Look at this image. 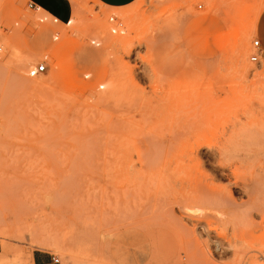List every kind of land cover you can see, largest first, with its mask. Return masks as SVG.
Here are the masks:
<instances>
[{
	"label": "rangeland",
	"instance_id": "374dc122",
	"mask_svg": "<svg viewBox=\"0 0 264 264\" xmlns=\"http://www.w3.org/2000/svg\"><path fill=\"white\" fill-rule=\"evenodd\" d=\"M65 1L63 20L0 0V250L18 261L45 250L59 264H264V56L250 61L264 0ZM174 110L210 121L213 156L192 173L252 207L242 230L262 260L233 261L225 231L207 239L159 197L196 150L165 155L135 124ZM174 220L202 234L215 263L177 247Z\"/></svg>",
	"mask_w": 264,
	"mask_h": 264
},
{
	"label": "bare ground",
	"instance_id": "6f19581e",
	"mask_svg": "<svg viewBox=\"0 0 264 264\" xmlns=\"http://www.w3.org/2000/svg\"><path fill=\"white\" fill-rule=\"evenodd\" d=\"M176 108L178 109L179 107L176 106ZM209 123V120H196V113L190 117L187 113H184V110L183 113L174 110L173 113L164 118L153 119L147 123L135 124L137 127L135 131L148 138L151 145L154 143L152 139H158L160 147L165 155H171L178 150H183L186 154L190 146H192L191 149L194 148V152L196 150V155L194 159H192L191 165L185 164L179 169L173 170L172 172L169 170L166 173L164 178V189L159 192V197L161 196V200L168 205L171 203V198H173L180 210L184 211L186 217L189 216L191 220L193 219L196 222L195 224L198 225L201 230L200 233H202L203 236L205 235L207 239L213 233L216 235L219 229L225 231L222 239L226 240L228 247L233 249V261L240 263H255L257 260H262L264 257L258 258L256 256H250L248 253V251L258 253H261V251L257 249L260 242L259 238L253 236L251 232L242 230V228L249 227L252 224L251 215L246 213V206L244 204H236L232 198L226 196L224 194L225 192L222 190L215 188L211 182L206 179L199 180V174L197 177L192 173L193 167L194 169H196V167L203 168V163L200 161V158H206L207 160L204 161V164H207L211 161L210 157L213 156L208 144L212 138L208 139L207 137L208 128L210 126ZM204 148H206L207 151L204 152ZM222 161L225 162L223 156ZM196 172L198 171L196 170ZM233 173L235 172L233 171ZM233 173L231 174L234 175ZM173 176L180 178L179 182L181 185L179 191H174V193L171 194L170 185ZM155 197L156 196H154V198ZM246 208L252 209L250 206ZM228 228L232 232V240H228L226 236ZM249 228H251V226ZM0 234L1 236L3 235L2 233ZM202 234L200 236L199 234L196 235L194 229L190 230L183 225L182 221L174 220L173 223H170L168 235L169 238H172V240L177 243V247L183 250L190 259L202 258L205 262L207 260L215 263L214 261H216V258L214 259L212 256L208 258L203 251L204 248L201 242ZM220 239L221 238H215L212 241L214 251L217 253L221 250L223 251V247H227V245L224 246V244L220 242ZM4 257L6 258V256ZM201 260L198 259L197 261Z\"/></svg>",
	"mask_w": 264,
	"mask_h": 264
},
{
	"label": "crops",
	"instance_id": "0c3cea01",
	"mask_svg": "<svg viewBox=\"0 0 264 264\" xmlns=\"http://www.w3.org/2000/svg\"><path fill=\"white\" fill-rule=\"evenodd\" d=\"M29 1L35 4L40 9L47 8L54 14V16L59 17L63 20H65L68 16L69 11L65 0H29ZM96 1L106 7L115 9V8L126 7L132 4L133 2H135L136 0H96ZM256 30H257V35L260 38V49L262 52L261 56H264V34H262L264 32V15H261L259 17ZM4 256H6V258ZM53 258L54 256L48 251L34 250L29 255H27L25 261L17 260L16 262V260L7 257V255L0 250V264H54Z\"/></svg>",
	"mask_w": 264,
	"mask_h": 264
},
{
	"label": "built area",
	"instance_id": "2783aa9c",
	"mask_svg": "<svg viewBox=\"0 0 264 264\" xmlns=\"http://www.w3.org/2000/svg\"><path fill=\"white\" fill-rule=\"evenodd\" d=\"M29 6L35 8V9H40L39 7H37L33 3H29ZM252 46H253L254 50H256V54L250 57V61L251 62H257L258 58H260L261 55H262V52H261V49H260V42L258 40H255V41H253ZM43 70H44V66H41L36 71L37 72H41ZM53 262H54V264H59V260L56 257L53 258Z\"/></svg>",
	"mask_w": 264,
	"mask_h": 264
}]
</instances>
